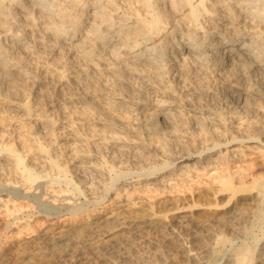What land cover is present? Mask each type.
<instances>
[{"label":"rangeland","instance_id":"374dc122","mask_svg":"<svg viewBox=\"0 0 264 264\" xmlns=\"http://www.w3.org/2000/svg\"><path fill=\"white\" fill-rule=\"evenodd\" d=\"M123 1L126 0H120L119 3L127 5V2ZM136 4L140 3H135L134 6H140ZM5 10L7 9H4V12ZM27 32L28 36L31 33L32 40L36 39L37 35L31 27L26 30ZM56 42L53 39L49 40L48 46L53 47L52 53L48 55L43 50L40 52L42 49L40 46H34L33 52L32 50L24 52V59L32 70L31 73L28 72L27 77L21 78L14 73L11 74L9 70L14 76L2 86L5 91H2L3 95L0 97V143L3 142L2 145L7 144L6 146H10L8 143H11V146L16 144L14 148L16 151L19 150L17 151L19 153L23 152L21 156L27 166L33 165L36 170L38 169L37 171L46 175L32 185L25 184L17 172L19 170L15 171L12 166V157L5 151L0 154V219L3 218L7 222L4 230L0 232V247L4 248L5 254L7 253L8 262L10 264L15 262L16 264H226L229 262L227 259L231 258L230 253L235 249L255 246L259 243L254 249V256L258 255L255 264H264V255H260L261 249H259L264 242L261 236V231L264 230V196L256 195V190L252 188L239 191L232 196L229 192L219 191L218 182L220 174L224 176L230 174L234 183H243L247 186H250L251 181L264 183V154L261 148L255 143L232 142L226 147L223 145L214 148L207 155L204 151L219 139H223L219 142H225L233 135L231 122L234 120L227 117L228 114L225 112L228 111L227 108L219 110L218 107L223 106L222 101L219 102V95L210 96L207 85L204 86L205 83H199L197 80L189 83L182 79L179 83L175 81L176 77L171 76L173 82L171 80L167 83L164 79L155 78L152 73H144L145 75H141L145 77L143 79L140 75L131 73L132 76L126 72L129 81L137 84L135 87L139 89L136 91H123L125 84L121 82L117 84L118 76H111L102 70L95 74L96 77L91 76L92 78L85 77L84 73H78L76 82L73 79L76 78V74L75 76L72 74V77L68 74L65 79L60 78L59 74L52 70L53 65L50 67L51 64H48L52 58L62 63L67 57L63 55V51H59L60 46L56 48ZM34 45H37V42H34ZM30 77L32 79L29 80ZM89 79H92V82ZM33 80H37V83L33 84ZM138 84L143 88L140 89ZM119 85L123 90H118ZM197 85L200 86L198 87L201 95H189L188 89L191 90ZM101 86L105 87L102 89ZM161 87L166 90L170 87L169 91L174 90L175 95L170 96L169 91ZM7 88L13 89L16 94L24 95L28 104L30 103L29 107L35 110L34 115L27 117L21 114L22 112L13 111L6 98ZM99 90L108 93L111 91L115 93V97L110 92L111 97L106 95L108 98H105L102 93L100 98ZM138 90L139 94L135 93ZM76 91L91 93L94 102L97 100L105 106L97 108L93 103L90 105L78 100L80 98H77ZM122 91L124 94L143 97L146 109L153 113L157 112L159 104L164 103L170 104L167 107L171 109L182 110L180 115L174 117L176 127L172 125L170 134L165 136L170 143L173 157H176L171 161L174 165L160 169L156 174H145L153 168L159 169L167 159L155 155V150L158 152L160 150L147 140L143 131L141 132L142 128L139 126L141 122L137 119L139 114L135 112V107L128 105L130 108L133 107L131 110L124 105V108L119 110L114 106L116 97L118 94H123ZM202 92L207 94L203 95ZM178 98L181 100L180 104L171 105L172 101H179ZM185 101L187 103L196 101L190 103L191 108L194 111L200 110L195 114L206 119H203V122L198 119L197 122L194 121V112L187 109ZM207 103L215 105L213 107V104ZM210 106L214 108L211 111ZM256 110L257 116L263 119L264 108L258 107ZM217 111L226 114V123L229 124L223 126L219 123L216 126L208 121L215 117L214 113ZM43 118L50 119V123L54 126L44 125L40 121ZM158 120L163 121V118L159 116ZM225 126L230 128L224 130ZM116 128L119 131H116ZM115 131L114 138H109V133ZM206 131L209 132L207 135L203 133ZM192 136H195V139ZM36 140L41 142L47 154L37 151L39 149L34 144ZM106 147L112 148L110 150L114 152L113 156ZM185 153L189 157L180 159L182 155L187 156ZM49 154L59 162L58 164L61 163V167L75 180L81 177L80 186L84 187L82 194L74 196L70 192L57 194L64 184L63 176L57 174L55 169L49 168L47 162ZM222 160L225 162L222 163ZM209 161L213 163L209 164ZM216 162L221 163L218 165L215 164ZM50 180L60 182L49 183ZM36 184L41 187L36 188ZM6 189L18 191L22 199L23 197L27 199L24 198L25 200L22 201L20 197L16 202L15 199L7 202L12 210L6 212L1 202L6 198L4 195ZM63 197L70 199L63 201L64 206H59L58 201H52L54 198ZM95 202L97 205L93 207L92 204ZM42 203L54 204L53 206L61 210L65 205L78 207L81 212L75 217L76 220H70L64 210L57 215L61 217L52 218L55 215L50 214L47 218L38 208ZM14 205L16 208L13 210ZM239 217L240 220L237 221ZM63 218L65 219L62 220ZM229 221L234 223L231 224ZM240 221L243 224L239 226L244 225L242 226L244 230L242 233H236V229L232 228L238 226L236 223ZM224 223L229 226L228 229ZM196 240L198 242L195 243ZM205 259L208 262L204 263Z\"/></svg>","mask_w":264,"mask_h":264},{"label":"bare ground","instance_id":"6f19581e","mask_svg":"<svg viewBox=\"0 0 264 264\" xmlns=\"http://www.w3.org/2000/svg\"><path fill=\"white\" fill-rule=\"evenodd\" d=\"M119 1L120 0H0V97L3 95L2 91H5L2 89V86L11 81V77L17 75L18 77L24 78L27 77L28 72L31 73V69H29L30 67L24 59V52L31 51L35 48L34 46H40L42 48L40 52L43 50L44 53L48 55L52 53L53 47L51 46L50 48L48 42L53 39L57 41L56 48H59L60 46L61 48L58 50L61 52L63 51L64 56L67 55L62 63H59L58 60L54 58L48 63L51 64L50 67L53 65L52 70L58 73L60 78L64 77L65 79L68 74H71V77L72 74H76V78L73 77L74 82H76L78 73H84L85 77L88 76L89 78L91 76L94 77L98 71L102 70L111 76L117 75L119 78L116 79L117 84L118 82L124 83L125 87L123 90L119 85V89L117 87L116 89H122L123 91H136L139 89L135 87L137 84L135 85L134 82L129 81L126 72H129V74L140 75V77H142L141 75L144 73H152L155 78L164 79L167 83H170L171 80L173 82L171 76L176 77V82H179L180 80L182 81L183 79L189 83L195 80L199 83H205L204 86L207 85L211 94L210 96L213 94H215V96L219 95V102L222 101L223 103L222 107H218L219 110L221 111L223 108H227L228 111H225L226 114H228L227 117L234 120L231 122V133L233 135L225 142H219L223 139L214 137L219 140L216 141L215 139L217 143L206 148L204 150L206 152L205 154H210L211 150L214 148L217 149L223 145L226 147V145L232 142L237 144L243 142L255 143L261 148L262 153L264 154V117L262 116V119L261 116H257L256 114L258 112L256 110L258 107L264 108V0H161L159 2L158 0H130V3L129 0L123 1L127 2V5H121ZM135 3H140L136 4L140 6H134ZM11 7L12 9H15V11L8 9ZM4 9H7L5 10L6 12H4ZM19 17L24 19H20ZM29 27H31L36 33V39L32 40V38H30L31 33H29L30 36H28V32L26 33V30L29 29ZM34 42H37V45H34ZM33 51L34 50H32V52ZM62 58L64 59V57ZM9 70L11 74L14 73L13 76L9 73ZM31 77L29 80L32 79ZM143 79H145V77ZM143 79H141L142 82ZM146 79L147 81H150L148 78ZM157 79H155V81ZM163 81L160 80V82ZM34 83L36 84L37 80H33V84ZM145 86L147 85L145 84ZM198 86L199 85L193 87L191 90L187 88L189 90V95H201L200 86ZM204 86H202V89H204ZM75 87L77 88V84ZM101 87L103 89L105 86ZM138 87H140L139 84ZM8 88L7 92H5L7 97L4 96L8 98V103L10 107L13 108L12 110L22 112L21 114H25L27 117L32 116V114L34 115L35 110L29 107L30 103L28 104L27 98L24 95H20L21 93L16 94L13 89L11 90ZM141 88H143V86H141L140 89ZM161 88L164 89L163 87ZM185 88L186 87H184V89ZM93 89L92 91L96 92V90ZM98 89H100V86ZM169 89L170 87L168 90H164L169 91ZM78 91L75 92L76 96L78 95L77 98H80L78 100H83L90 105L93 103L97 108L105 106L98 103L97 100L94 102L91 93L84 94ZM110 92L111 91H109V93ZM109 93L106 91L102 92L101 90L98 92L100 98L101 95H105V98H108V96L111 97ZM135 93L139 94V90ZM112 94L114 95L115 93ZM168 94L170 96L175 95L174 90L169 91ZM205 94H207V92ZM205 94L203 93V95ZM76 96L74 99H76ZM142 99L143 97L139 98L136 97V95L133 96V94H118L114 106L120 110L121 108H124V105L126 108L129 107L128 105H133L136 110L135 112L139 114V116L137 115V119L141 122L139 125L142 128L141 132L143 131L147 136V140L156 145L160 150L159 152L158 150H155V155L167 159L159 169L153 168L145 173L146 175H151L156 174L160 169H166L169 166L174 165L171 161L176 157H173L170 143L165 139V136L168 133L170 134L172 125L176 124H174V121L176 120V118L174 120V117L180 115L182 110L179 111L180 109L176 108L171 109L167 107L170 104L164 103L159 104L157 112L153 113L149 111V109H146V104ZM180 101L181 100L177 102L172 101L171 105H176L173 103H179ZM186 101L185 105L187 106V109H191L190 111L194 112V121H196V119L201 121L206 119V117H198V114H195V112L199 113L198 111L200 110L194 111L193 108H191L192 106L190 103L196 101L190 103H187ZM216 103H218V101ZM207 104H213V107L215 105L214 103ZM133 107H129V109L132 110ZM216 107L217 106H215V108ZM213 109L210 106L209 110L211 111ZM124 111L127 112L126 110ZM127 114L130 115V113ZM214 114L215 117L208 120L212 125L217 126V124L220 123L224 126L229 124L226 123L227 119L225 118V113L222 114L217 111V113L215 112ZM159 116L163 118V121L158 120ZM40 121L44 123V125L47 124L54 126V124L50 123V119L43 118ZM228 128L230 127H223L224 130H227ZM220 129H222V127ZM117 130L118 129L116 128V131ZM116 131L110 132L108 137L111 139L114 138ZM203 133H206L205 135H207L209 132L206 131ZM193 138L195 139V136ZM2 143H0V154L5 151L12 157V166L15 171L19 170L17 172H19V176L22 177L25 184L32 185L38 179L46 176L40 173L41 171H37L38 169L36 170L33 165V168L31 165H29V167L27 166L25 163L26 161H24L21 156V153L23 152L19 153L17 152L19 150H15V143H13L15 145L12 146L11 143H8L10 146H6L7 144L2 145ZM34 144H36L39 149L37 151L45 152L40 141L36 140V143ZM111 153L113 156L114 152ZM51 156L52 155L49 156V161H47L49 168L51 167L55 169L57 174L63 176L62 181L64 184L61 185L57 194L60 192H70L73 196L75 194H82L84 187L82 188V186H80L82 184L80 182L82 180L81 177L75 180L73 176L67 174V170L61 167V163L58 164L59 162L54 160ZM188 157L189 155H182L180 159H187ZM224 160H222V163L225 162ZM210 163L213 162L209 161V164ZM218 163L221 162H216L215 164ZM207 164H205V166H207ZM59 182L60 181L50 180L49 183ZM218 182L220 184L219 191L229 192L232 196L239 191H247L250 188L256 190V195L261 194L264 196V183L260 184L259 182L251 181L250 186L237 182L236 184L233 182L230 174L227 176L220 174ZM39 186V184H36V188H39ZM4 195H6V198L3 197L5 199L1 202L3 203L6 212L11 209L8 207L9 205H7V202L14 201V199L16 202V199L22 196H19L18 191L7 189L5 190ZM24 198L25 197H23V199ZM21 199L22 197L20 200ZM25 199H27V197ZM65 200L70 199H68V197L52 199L53 202L58 201L59 206H64L62 203L63 201L65 202ZM52 201L50 202L53 203ZM53 205L54 204L51 205L50 203H42L38 205V208L44 213L43 216L47 218L50 214L55 215L52 218L61 217V215H57L64 210L66 211V214L69 215L70 220H76L75 217L81 212L78 207H68L65 205L64 209L61 210ZM95 205H97V202L92 204L93 207H95ZM17 206H19V204ZM23 207L24 206L22 205V208ZM15 208L16 205L13 206V210ZM234 215L236 216V214ZM220 217H218V219H220ZM64 219L65 218L62 220ZM239 220L240 217L237 221ZM5 221L6 220L3 218L0 219V232L4 230L3 228L7 223ZM242 221L245 220L243 219ZM220 223L221 222H219V224ZM229 223L231 222L229 221ZM233 223L234 222L231 224ZM241 223V221L237 222L236 224L238 226L232 228L236 229V233L243 232L244 227L242 226L244 225L239 226ZM225 226L227 227L226 224ZM233 226L234 225H231V227ZM228 228L229 226L227 229ZM261 236L264 238V230L261 231ZM198 239H200V237ZM196 242H198V240H196L195 243ZM258 244L259 243H256L255 246H242L235 249L230 253L231 258L227 259L229 262L226 264H255L258 255L254 256V249L257 248ZM259 249H261L260 255H264V242ZM6 254L4 248L0 247V264H10L7 260L8 258ZM203 259L204 257L202 260ZM204 261V263L208 262L206 259Z\"/></svg>","mask_w":264,"mask_h":264}]
</instances>
